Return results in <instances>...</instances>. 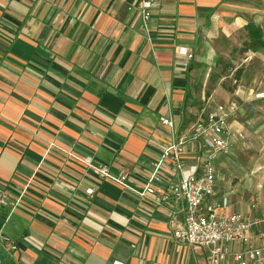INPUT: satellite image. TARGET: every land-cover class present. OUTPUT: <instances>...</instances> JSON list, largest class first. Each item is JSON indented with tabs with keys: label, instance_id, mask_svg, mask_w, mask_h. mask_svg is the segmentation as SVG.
Segmentation results:
<instances>
[{
	"label": "crops",
	"instance_id": "crops-1",
	"mask_svg": "<svg viewBox=\"0 0 264 264\" xmlns=\"http://www.w3.org/2000/svg\"><path fill=\"white\" fill-rule=\"evenodd\" d=\"M141 1L0 0L3 264H207L204 249L173 237L169 216L182 207L138 191L152 163L168 176L163 149L214 106L206 92L199 110L190 97L215 63L230 72L223 81L235 75V99L216 104L254 102L251 129L264 136V0H152L147 23ZM248 27L261 31L254 49ZM237 116L229 127L246 134ZM103 167L129 174L128 187L99 177ZM223 187L221 213L264 217ZM249 233L264 246V222Z\"/></svg>",
	"mask_w": 264,
	"mask_h": 264
},
{
	"label": "built area",
	"instance_id": "built-area-1",
	"mask_svg": "<svg viewBox=\"0 0 264 264\" xmlns=\"http://www.w3.org/2000/svg\"><path fill=\"white\" fill-rule=\"evenodd\" d=\"M152 6V0H142L138 6L144 23L150 19ZM182 54L187 62L191 60V52L184 50ZM263 97L264 94L255 95V98ZM237 110L234 101L211 107L204 119L191 126L188 139L181 137L163 149L168 176L162 175V161L152 163L147 176L142 178L143 188L138 191L140 197H150L156 204L170 202L182 207L181 219L176 212L169 216L173 237L180 245L204 249L207 264H224L229 255L238 264H264V246L254 245V236L249 233L252 226L264 222V217L246 220L240 213H221L223 205L216 199L218 157L244 138L243 132L229 127V119ZM161 122L172 126L168 119L161 118ZM188 140L196 147L190 161L186 159ZM85 163L89 164L90 159ZM98 173L101 178H110L128 187L127 173L114 177L106 167L100 168ZM86 193L91 195L93 190L87 189ZM4 242L6 249L13 248L12 243ZM233 246H237V250L231 251Z\"/></svg>",
	"mask_w": 264,
	"mask_h": 264
},
{
	"label": "rangeland",
	"instance_id": "rangeland-1",
	"mask_svg": "<svg viewBox=\"0 0 264 264\" xmlns=\"http://www.w3.org/2000/svg\"><path fill=\"white\" fill-rule=\"evenodd\" d=\"M225 73L230 72L224 71L223 61L211 65L206 72L208 75L206 88H204L203 83L201 84V73L200 80L198 79L197 82L199 88L196 89L195 96L190 97L191 105L196 110H199L203 103V96L199 92H206L205 94H208L206 97L211 96V101L215 104L224 103L227 99L234 98L232 92L235 84L232 83L231 78L235 75H232L231 78L227 77L223 81V74ZM217 86H221V89L216 90ZM212 90L214 91L212 92ZM223 90L228 93L223 94ZM253 103L251 101L240 102L236 119L240 122L250 121V126L246 128L244 138L237 140L232 148L218 160L217 178L222 190L223 185H227L228 190L233 191L232 195H237L244 202L250 201L261 213L264 210V136L261 134V139L257 138L251 129V121L256 114ZM193 118L194 116H192Z\"/></svg>",
	"mask_w": 264,
	"mask_h": 264
},
{
	"label": "trees",
	"instance_id": "trees-1",
	"mask_svg": "<svg viewBox=\"0 0 264 264\" xmlns=\"http://www.w3.org/2000/svg\"><path fill=\"white\" fill-rule=\"evenodd\" d=\"M248 34L250 36V42L247 45V49H254V45L261 44V31L259 29L248 27Z\"/></svg>",
	"mask_w": 264,
	"mask_h": 264
},
{
	"label": "water",
	"instance_id": "water-1",
	"mask_svg": "<svg viewBox=\"0 0 264 264\" xmlns=\"http://www.w3.org/2000/svg\"><path fill=\"white\" fill-rule=\"evenodd\" d=\"M0 264H3V258L1 252H0Z\"/></svg>",
	"mask_w": 264,
	"mask_h": 264
}]
</instances>
